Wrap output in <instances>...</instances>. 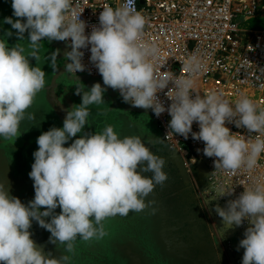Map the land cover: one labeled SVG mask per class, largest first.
I'll list each match as a JSON object with an SVG mask.
<instances>
[{
    "label": "clouds",
    "instance_id": "1",
    "mask_svg": "<svg viewBox=\"0 0 264 264\" xmlns=\"http://www.w3.org/2000/svg\"><path fill=\"white\" fill-rule=\"evenodd\" d=\"M72 4L73 0H12L17 19L5 17L3 23L16 30L19 41L24 40L27 31L31 51L26 56L21 45L9 47L7 39L0 38V138L16 140L21 135V123L35 120L28 110L45 88L46 73L39 66H31L28 58L38 61L40 41L47 38L70 42L71 51L65 54L70 62L65 72L73 78L86 70L81 49L90 45V62L102 76L103 85L118 90L123 101L133 107L152 109L157 117L167 111L173 133L185 139L191 133L194 140L203 141V154L216 158L212 176L219 171L235 173L258 167L264 154V108L246 95L231 103L222 92L212 91L203 97L196 93L195 78L205 70L196 54L183 63L186 75L171 71L158 75L155 61L160 50L144 38L148 18L137 10L136 0H123L115 8L103 7L99 27L94 26L90 35L85 34L87 25L81 13L77 16L72 11L69 15ZM12 35L10 30L5 32V37ZM56 55L52 57L53 67ZM170 82L173 87L167 97L171 104L166 109L157 93ZM106 87L100 83L88 90L76 87L75 94L81 95L82 101L65 109L63 127H52L37 138L38 150L33 153L29 173L34 182L33 200L25 205L0 183V264H70L69 254L74 253L78 238L85 242L102 240L108 235L104 221L141 213L156 204L155 200L146 202V198L157 185L163 188L169 180L163 170L167 161L146 147L141 136L121 138L108 125L101 132L81 135L70 146H64L83 132L90 106L105 103ZM194 122L199 132L192 131ZM226 122L258 135L252 140L233 134ZM205 192L217 200L232 196L234 187L212 182ZM57 207L61 209L59 214L54 211ZM157 211L151 207L149 215ZM214 211L226 230L240 227L245 221L251 225L237 250L244 249L242 264H264V183L258 181L244 188L226 206L216 204ZM33 221L51 233L52 243L64 246L66 254L59 260L46 258L36 247L29 231Z\"/></svg>",
    "mask_w": 264,
    "mask_h": 264
},
{
    "label": "built area",
    "instance_id": "2",
    "mask_svg": "<svg viewBox=\"0 0 264 264\" xmlns=\"http://www.w3.org/2000/svg\"><path fill=\"white\" fill-rule=\"evenodd\" d=\"M120 2L123 3V0H73L69 15L72 11L77 16L81 13L80 18L87 25L85 34L90 35L94 26L99 27L103 7L115 8ZM136 7L148 18L145 40L160 50L159 58L155 61L158 75H163L164 71L186 75L183 63L189 55L196 54L205 65L202 74L195 78L196 93L203 97L212 91L222 92L231 103L246 95L264 108V28L256 24L257 21H264V0H136ZM61 42L71 49L70 42ZM90 47L81 49L86 70L76 73V76L102 80L90 62ZM172 87L170 82L167 88L157 93L166 109L171 104L167 92ZM114 91L123 100L119 91ZM148 110L167 152H175L188 171H204L206 196L205 190L211 188L212 182L234 187L232 196L217 200L209 197L221 207L226 206L228 200L236 199L244 188L252 187L258 181L264 183V154H261L254 171H219L212 176L216 171V158L203 154L204 142L194 140L191 133L187 139L173 133L169 129L171 116L167 111L157 117L152 109ZM225 126L233 134L243 135L246 139L254 140L258 135L249 132L246 127H236L234 122H226ZM192 131L199 132L197 122L193 123ZM209 195H214V192ZM246 225L247 221L240 227Z\"/></svg>",
    "mask_w": 264,
    "mask_h": 264
},
{
    "label": "rangeland",
    "instance_id": "3",
    "mask_svg": "<svg viewBox=\"0 0 264 264\" xmlns=\"http://www.w3.org/2000/svg\"><path fill=\"white\" fill-rule=\"evenodd\" d=\"M256 24L264 28V21H257ZM69 80L68 74H62L57 77L54 87L59 91L64 82ZM56 99L54 103H57ZM91 109L87 128L94 127L96 132L111 125L123 138L131 133L129 121L131 124L139 123L142 142L153 153L166 159L163 170L169 180L163 188L157 185L146 198V202L156 201L151 206L158 209L155 215H149L150 207L141 213H129L127 217L117 216L104 221L108 235L102 240L91 242L78 238L74 253L69 254L70 264H242L244 249L237 248L239 241L244 238L245 230L251 225L248 223L244 227L226 230L222 218L214 211L218 203L204 194L203 172L193 169L188 171L183 163L181 171L177 161L163 146L151 116L134 112L119 117L113 113L106 121L96 118ZM25 127L36 128L35 135L29 140H34L33 146L28 148L25 155L21 153L20 141L17 143L0 138V183L8 188L12 196L27 205L35 196L34 182L29 173L34 163L33 153L38 150L37 138L53 126L38 118L35 124ZM40 210L45 209L42 207ZM54 211L59 214L61 209L57 207ZM45 219L50 220V217ZM29 231L36 247L46 258L59 260L66 254L64 246L52 243L51 233L36 221L32 222ZM231 232L234 235L231 236Z\"/></svg>",
    "mask_w": 264,
    "mask_h": 264
},
{
    "label": "crops",
    "instance_id": "4",
    "mask_svg": "<svg viewBox=\"0 0 264 264\" xmlns=\"http://www.w3.org/2000/svg\"><path fill=\"white\" fill-rule=\"evenodd\" d=\"M12 0H0V38L7 39V43L9 47L15 46L16 44L21 45L24 48V54L27 56L29 55L31 49L29 47V41L28 39V32L26 31L24 33V40L19 41L16 36V30L11 28L10 24L3 23L5 17H12L13 20L17 19L13 15V9L11 7ZM22 22H26V18H22ZM11 31L14 36L5 37L6 31ZM58 41L52 40L49 41L47 38L40 41V48L38 52L39 59L36 61L35 58L29 57V63L31 66H39L42 68V70L45 71V88L37 95L36 100L33 104V106L28 110L31 113H34L35 120L29 121L25 119L21 125V135L16 138V140H19L21 142V153L25 155L24 153L28 151V148H31V145L33 144L34 140L29 141L36 133V128H29L25 127L28 126L31 123H36V120L38 118H42L47 122L48 125H51L53 127L62 128L63 127V121L66 117V111L65 109H71L73 105H79L82 101L81 95H76L75 90L76 87H84L81 85H75L74 88L70 87L68 88V84L64 82V89H66V93L70 96L72 103L69 105L63 99H60L61 95L63 94V89L57 91V88L54 87V84L56 82L57 76L59 74V71L63 69L62 63H61V57L62 54L60 53L59 49L56 48V44ZM55 45V46H54ZM42 50V53H41ZM56 55V59L54 61L55 67H53V55ZM41 61V62H40ZM40 63V65H38ZM71 78V77H69ZM73 79V78H71ZM103 80V79H102ZM73 82H76L73 80ZM102 87H106L103 84H101ZM90 89V87L85 86V90ZM113 89L110 87H106V91L104 93V102L100 105H92L90 108L91 110L95 112L94 116L96 118L106 119V121L109 119L110 116L113 115H120L121 114H135L134 112L125 111L123 108L124 105L121 104L122 99L119 98H112V95L109 93V91H112ZM107 92V93H106ZM113 92V91H112ZM70 93V94H69ZM113 94V93H112ZM57 95V96H56ZM54 98L56 99L57 103H54ZM62 98V97H61ZM115 100V101H114ZM109 112V113H108ZM122 116V115H121ZM125 116V115H124ZM90 120L88 119V123ZM129 126H131V130L129 135H137L141 136L140 132V124L134 122L131 124V121H129ZM94 123L92 122V127ZM92 130V131H91ZM96 131L93 128H87V125L85 126L82 133H78L76 137H73L71 140H69L64 146H70V144L77 138H80L81 135L84 134H94ZM15 141V138H12ZM11 139V140H12ZM142 139V138H141ZM9 140V139H8ZM12 140V142H14ZM33 146V145H32Z\"/></svg>",
    "mask_w": 264,
    "mask_h": 264
},
{
    "label": "water",
    "instance_id": "5",
    "mask_svg": "<svg viewBox=\"0 0 264 264\" xmlns=\"http://www.w3.org/2000/svg\"><path fill=\"white\" fill-rule=\"evenodd\" d=\"M56 47L59 49L60 53L65 55L66 52L71 51V49H69L68 47H66L64 45L63 42L58 41V43L56 44ZM62 74H66L65 70L61 69L59 71L58 76L62 75ZM57 76V77H58ZM74 79H77L79 82H84L85 84H87L90 88L95 84V83H100L103 84V80H91L85 76L82 77H76ZM113 91V92H112ZM109 91V93L112 95V98H117V95L115 93L114 90ZM113 93V94H112ZM121 104L124 105V110L125 111H131V112H145L146 114L151 116V112L148 109H143V108H138V107H133L130 103H125L123 100H120ZM171 155L173 156V158L177 161V163L179 164V166L181 167V171L183 172V167H182V162L180 161V157L175 153H171Z\"/></svg>",
    "mask_w": 264,
    "mask_h": 264
},
{
    "label": "flooded vegetation",
    "instance_id": "6",
    "mask_svg": "<svg viewBox=\"0 0 264 264\" xmlns=\"http://www.w3.org/2000/svg\"><path fill=\"white\" fill-rule=\"evenodd\" d=\"M56 41V40H55ZM55 46V45H54ZM56 47V46H55ZM61 63H62V67H65V65L68 63V60L65 58V56L63 55L61 57ZM71 79V78H70ZM67 84H68V88H74L75 85H81V86H84L83 84H80V83H76V82H73V80H69V81H66ZM65 87L63 86V94L61 95L63 101H65L66 103H68L69 105L72 103L73 100H71L70 96L66 93V89H64ZM70 94V93H69ZM13 140V139H12ZM11 139H9L8 141H11ZM14 141V140H13ZM14 142H17L19 143V140H15Z\"/></svg>",
    "mask_w": 264,
    "mask_h": 264
},
{
    "label": "bare ground",
    "instance_id": "7",
    "mask_svg": "<svg viewBox=\"0 0 264 264\" xmlns=\"http://www.w3.org/2000/svg\"><path fill=\"white\" fill-rule=\"evenodd\" d=\"M56 48H57V47H56ZM62 56H63V54H62ZM64 56H65V55H64ZM63 70H65V67L63 68ZM66 74H67V73H66ZM68 76L71 77L70 75H68ZM76 77H82V76H75V78H76ZM71 78H73V77H71ZM73 79H74V78H73ZM73 79H72V80H73ZM77 83H80V84L83 83L87 88L89 87V86H88L87 84H85L84 82H77ZM106 93H107V92H106ZM117 98H118V97H117ZM119 99H120V98H119ZM114 101H115V100H114ZM123 109H124V108H123ZM137 113H139V112H137ZM140 113H145V112H140ZM203 172H204V171H203ZM233 233H234V232H231V236L234 235Z\"/></svg>",
    "mask_w": 264,
    "mask_h": 264
}]
</instances>
